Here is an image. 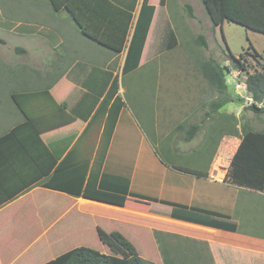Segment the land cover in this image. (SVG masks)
I'll list each match as a JSON object with an SVG mask.
<instances>
[{"label": "crops", "instance_id": "obj_1", "mask_svg": "<svg viewBox=\"0 0 264 264\" xmlns=\"http://www.w3.org/2000/svg\"><path fill=\"white\" fill-rule=\"evenodd\" d=\"M112 1L118 6L133 8V26L142 0ZM5 4L14 13V16L11 13L14 19L10 22L13 25L5 32L12 35V41L20 39L23 43L11 48L7 54L9 61L0 58L4 69L10 72L6 79L10 87L6 93H0V137L25 122L11 94L48 90L54 101L64 106L66 113L75 116L67 125L40 132L39 139L59 164L75 146L110 86L117 81L115 96L120 97L123 106L101 173L126 180L129 194L156 202L117 195L96 202L64 192L80 184L84 188L94 159L90 148L93 142L94 150L99 145L101 122L99 128L95 126L80 140L78 154L68 161L70 165L61 174L55 176L50 171L28 182L24 189L18 187V182L7 191L0 188V264H44L73 248L87 247L90 237L100 243L96 227L106 232L139 227L152 234L156 231L178 236L181 263L202 262L201 257L206 258V255L199 249L203 248L214 263L224 262L223 253L227 252L231 255L227 264H264V194L232 185L225 180L227 170H215L224 158L229 166L237 147H225L227 140L237 136L234 135L237 117L230 111L222 114V108L214 111L212 103L219 97L205 96L202 85L185 74L193 69L192 65L179 69L180 74L173 76L171 66L165 62L168 53L187 42L186 35L191 43H195L192 38L200 35L197 32L202 27L199 15L205 13L202 0H165L162 7L159 0H149L148 4L155 10L142 55L137 68L125 75L122 69L127 47L113 54L87 40L65 11L53 12L45 0H6ZM185 5L191 6L194 17H187ZM0 14L4 17L1 9ZM207 23L215 37L217 33L220 35L218 27H212L209 20ZM228 23H223L222 29ZM168 28L175 35L176 45L164 49ZM248 34L254 38L260 35L250 30ZM159 36L163 40L158 45L155 42ZM2 40L1 45L6 46V40ZM217 40L219 42V36ZM146 54H153L154 61H158L150 65L156 96L164 95V83H170L173 77L181 80L184 93L165 109V113L153 116L152 121L146 116L148 123L142 125L121 93L124 94L123 77L142 68ZM196 68L194 66L195 71ZM166 70L170 71L168 75ZM199 74L203 81L201 71ZM175 92L170 88L171 95ZM193 127L198 130L189 139ZM18 165L21 164H15L16 171L22 173ZM174 167L202 172L204 177ZM219 172L221 177H217ZM34 173L35 170L30 169L26 178ZM0 175L7 177V170L1 164ZM5 181L0 176V182ZM43 183L53 187H43ZM161 202L225 215L237 229L228 232L174 219L170 216L173 207ZM152 243L159 246L156 236Z\"/></svg>", "mask_w": 264, "mask_h": 264}, {"label": "trees", "instance_id": "obj_2", "mask_svg": "<svg viewBox=\"0 0 264 264\" xmlns=\"http://www.w3.org/2000/svg\"><path fill=\"white\" fill-rule=\"evenodd\" d=\"M5 1L0 0L1 13L4 17L10 18L8 12L12 13L13 11L9 6L5 7ZM46 1L53 12L65 11L80 34L87 40L113 54H119L127 47L122 69L123 75L137 68L155 10L154 6L148 4L149 0H142L133 26V8L118 6L112 0ZM164 4L165 0H159L160 7ZM202 5L211 26L219 28L221 39H223L222 26L225 22L234 23L246 30L264 35V0H202ZM184 9L189 17H194L190 5H185ZM131 28L133 29L128 40ZM194 41L200 47L206 48L207 46L201 35L197 36ZM165 42L164 49H170L176 45V38L171 28H168ZM0 44H3L2 39H0ZM247 48L252 50L253 54L250 57L256 63L264 62L262 56L254 50L250 43ZM242 56L243 54H240L238 58L229 56L233 69L239 72L246 70L241 61ZM200 71L203 79L218 94V100L212 103L214 111L231 102L227 93L229 86L226 83V72L229 73L230 68L223 67L215 59L209 57L201 63ZM245 74L244 86L250 100L246 109L256 115H264V71L257 70L253 73L245 72ZM117 89L118 84L115 81L92 115L75 146L59 164L41 142L39 135L42 131L71 123L75 116L66 113L64 106L57 104L48 90L11 94V99L23 114L25 122L0 137V164L7 170V177L0 175L6 180L0 182L1 190L7 191L15 182L19 183L20 189H24L28 182L35 181L50 171H53L52 175L55 176L61 174L70 165L67 164L68 161L74 154H78L80 140L88 132L94 130L95 126L99 128V123L102 122L103 128L99 145L94 150L95 142H93L90 148L92 154L94 153V159L84 188L82 189L80 184V186L76 185V188L67 189L64 192L96 202L108 200L112 195L130 196L156 202L143 196L129 194L126 180L105 176L101 173L113 130L123 106L120 97L115 96ZM237 100L243 102V98H237ZM92 110L93 106L90 113ZM197 130L198 127L192 128L189 139L195 135ZM237 134L236 131L234 135ZM16 163L21 164L18 167L23 174L27 173L25 176H22V173H17ZM30 169H34L35 173L26 178ZM174 169L196 177H204V173L188 168L174 167ZM225 180L232 185L264 194V131H253L247 125L241 127L239 143L229 162ZM42 185L46 188L53 187L50 183ZM161 203L173 207L170 216L174 219L228 232H234L237 229L236 224L225 215L211 214L197 209L187 210V208H178L167 202ZM96 235L100 243L109 249L110 254L100 253L88 247H76L44 264H157L142 258L134 245L119 231L106 232L100 227H96Z\"/></svg>", "mask_w": 264, "mask_h": 264}, {"label": "rangeland", "instance_id": "obj_3", "mask_svg": "<svg viewBox=\"0 0 264 264\" xmlns=\"http://www.w3.org/2000/svg\"><path fill=\"white\" fill-rule=\"evenodd\" d=\"M195 9H198L197 6L195 7ZM8 13H10V18L2 17V15L0 14V39H4L7 42L6 46L0 44V58L2 59V61L8 58L7 54L12 50L11 48H13L15 45L20 46L23 43V41L20 39H13L12 41V38L10 37L12 35H7L6 32L13 25L10 22L14 19V13L12 12L13 16H11L10 11ZM186 15L188 17L187 13ZM199 17L202 20V27L201 30H197V32L204 37L207 45L206 48L200 47L194 42L191 43V40H188L189 36L186 35L187 42L184 43L183 46H179L175 50L173 49V51L168 53L165 62L167 66H171V74H173V76L180 74V72L178 71L179 69L183 70L191 67L192 65L193 69L189 72H185V74H188L191 78L197 80L198 84L202 85L205 96L213 98H217L218 94L211 89L209 84L204 79L203 81L201 80V76L199 74V67L201 63H203V61L207 58L212 57L223 67L230 68V72H226V83L229 86L227 93L229 99L231 100V103L225 104L220 112L222 114H226V112L230 111V114H235L237 117L235 121V129L237 130L238 134L237 136L232 137L230 140H227V142L225 143L226 148H234L239 142L241 127L243 125H247L253 131H264V115H256L246 109V106L248 105L250 100L244 86L246 77L245 72L253 73L257 70L264 71V62L259 61L258 63H256L250 57L251 54H253L252 51H248L247 48L250 43L264 59V36L260 34L257 35L256 38H254L249 34L247 35V30L245 28L234 23H228L222 29L223 39L227 47L225 48L221 40V35L217 33L215 37V33L213 34L214 30L208 27V18L206 17V14L204 13L203 15H199ZM218 36L219 42L217 40ZM192 39L195 40V37ZM162 40V36L157 37V41L155 42V44L159 45ZM155 48L156 45H154V47L151 49L154 51ZM171 53L175 54L170 55ZM240 54H243L241 61L246 68L245 72L234 70L232 62L229 58L230 55L238 58ZM155 58L156 56H153V54L152 56L146 54L145 65L131 75L123 77L122 79L124 94L122 92L121 97H123L128 102V105L136 111L137 117L142 125H144L146 122V116L148 117V121H152L153 116H158L162 113H165V109L169 105H172L175 102L176 98H180V96L184 93V86L181 80L179 78L173 77L170 83L167 81L164 83V95L161 94L158 97L156 96L155 77L150 71V65L153 63L155 65L156 62H158L154 61ZM2 61H0L1 94L6 93L8 91V88L10 87V83L6 80L7 75H9L10 72L7 73V71L4 69L5 65L2 64L4 63ZM7 61H9V58ZM194 66L195 68L197 67L196 71L194 69ZM12 73L13 71H11V74ZM169 73L170 71L168 72V70H166L165 74L168 75ZM20 74L21 72L19 70L18 80L20 78ZM170 88L176 90L173 95L170 94ZM237 98H243V102H238ZM148 121L146 123H148ZM226 161V158H224V160H222V162L218 164L215 170L217 169L218 171L221 170L222 172H225L228 169V164ZM217 177H221V172H219ZM260 208L261 207H259V209ZM255 212L256 215H259L258 211ZM118 230L134 245L137 252L142 258L156 262L157 264H227V261H229V258L231 256L229 255V253L225 252L223 253L222 257L224 262L214 263L207 249L204 250L203 248H200L199 251L201 252V254L206 255V258L205 256L201 257L202 262L186 261L184 263H181L179 257L180 247L178 245V236L165 235L156 231L155 234H152L150 230L142 229L139 227L122 228L121 230ZM153 236H156V240L158 241L159 246H155L152 243ZM87 247L97 250L100 253L110 254L109 249L106 246L102 245L99 242L96 243L92 237L88 239Z\"/></svg>", "mask_w": 264, "mask_h": 264}]
</instances>
